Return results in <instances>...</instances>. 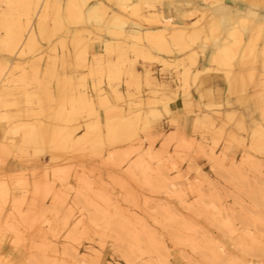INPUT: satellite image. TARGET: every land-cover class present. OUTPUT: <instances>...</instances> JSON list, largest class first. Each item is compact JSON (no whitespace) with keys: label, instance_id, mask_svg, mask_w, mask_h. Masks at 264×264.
<instances>
[{"label":"rangeland","instance_id":"rangeland-1","mask_svg":"<svg viewBox=\"0 0 264 264\" xmlns=\"http://www.w3.org/2000/svg\"><path fill=\"white\" fill-rule=\"evenodd\" d=\"M151 1L154 5L155 2H162V0ZM232 1L235 6L224 0L215 1L213 5L215 8L227 5V9L236 14H239L241 10H250L259 19H264V13H259L255 8L258 5L264 7V0ZM238 1L246 2L248 5L242 8L237 4ZM54 2L59 1L55 0ZM0 6V11L12 8H9L8 4L2 0H0ZM199 7L203 9V4ZM43 8L44 5L39 9L44 12L46 7ZM152 9L155 10L156 5ZM119 10L122 9L119 7ZM13 11L15 12L11 18L17 20L24 18L22 7ZM122 11L124 14L129 13L132 17L144 21L140 11L137 13L140 17L130 8L127 12ZM154 13L158 15L156 11ZM184 15L197 17L192 20L195 21L201 18V11L195 10L192 13L185 11ZM36 19V17L33 18V25L36 24L38 20ZM207 19L208 17L205 16L201 23H207ZM66 20L65 27L51 40H41L42 43L46 42L50 46L52 41L66 30L63 33L66 42L56 41L49 47V56L45 66L44 55L39 54L45 49L42 43L31 54L21 55L19 52L17 56L8 59L5 58V46L0 43V80L2 79L0 82V124L5 125L3 128L4 135L0 140V167L4 165L6 158L17 154L21 159L33 158L37 161L44 155H49L50 161L55 163L51 178L49 177L50 168L46 167L43 168V175L35 180V182L37 180L45 181L47 192L42 194H36L34 187L31 189L30 184L25 185L22 182L23 179L28 180L27 176L0 177V181H4L10 188L6 201L3 202L0 196V249L7 240L10 247L26 250L29 253L28 264H264V151L257 152L251 147L252 145L250 146L253 127L247 128L244 122L246 130L242 129L240 127V115H233L229 118L227 116L229 111H227L225 114L226 121L223 123L224 128H215L217 119L214 127H207L205 124H198L194 121V136L190 138L179 133L183 126L175 119L169 122L170 129L163 128L158 132L155 124L163 119V113L155 118L156 121L153 125L150 124L148 127L144 125V122H140L138 133L143 138L141 145L143 149L151 148L152 156L150 159L146 158V153L142 152L145 155L146 163L139 166L135 171L136 175L133 176L125 170V167H121V164L124 166L127 163L128 158L135 160L139 156V153L136 154L137 152L132 155L128 154L129 140L113 143L105 141L102 148L89 147L91 149L75 151L68 148L64 151L54 150L55 147L52 146L58 139L60 140L61 135H58V138L54 135L53 141L51 139L54 138L53 134L51 133V136L47 134L42 138L40 137L38 142H34L22 133L15 132V125L17 124L36 125L45 121L53 126L50 127L52 130H55L53 129L54 126L59 127L55 130L56 132L62 130L64 126H81L76 131L77 133H73V137H77V134L85 129L87 122L100 120V115L99 111L92 114L90 110H85L76 114V117L71 121L58 119V110L62 106L72 108L73 104H77L76 101L73 103L68 98L70 94L84 90L89 97H91L90 94H94L92 98L95 99L97 108L100 107L99 94H97L100 89L94 84L97 79L102 76V88H106L105 84H109L110 87L108 86V88L112 91L111 85L117 88L119 86L118 89L121 90L120 86L124 82L123 79L132 78L129 70L136 63L132 61L135 58L137 61L141 57H137V53L133 51L136 57L131 59L129 49L126 46L123 50L116 47L113 51L106 50L110 56L117 51V60H110L108 65L121 67L123 75L115 82L109 83L105 75L106 69L109 67L103 65V74L91 73L90 71L88 75H84L82 79L76 82V86L72 77L74 82L70 79L66 83L65 90L67 93L64 95L67 99H64L59 105L57 100L53 99V85L56 83L57 87V80L61 78L57 72L58 59L55 61L56 74L54 78L52 76L49 79H44L43 71L54 64L55 59L52 56L57 53L58 46L67 52L73 48L69 40L70 26L80 24L74 22L76 19L72 20L67 17ZM47 21L53 24L50 18ZM187 23L184 22L183 24ZM114 24L120 26L118 23ZM52 26L54 27V25ZM255 31L256 29L253 27L245 31L242 34L243 43L246 36L249 34V38H251ZM6 33V28L0 24V39L5 37ZM86 34L89 36V32ZM239 34L228 36L227 40L231 41L230 45L236 42ZM91 35L89 36V43L93 42V33ZM142 35L140 42L143 44L146 41L150 45L145 34ZM133 39L134 41L137 40ZM263 41L264 38L258 40L257 46L260 47ZM196 43L202 44L201 39H197ZM150 46L158 50L153 47L154 45ZM171 48L174 51L177 50V46L171 45ZM187 51V49L182 50L181 56L186 55ZM73 52L75 54V51ZM261 62H263L262 58L257 62H254L252 58L235 60L234 68L246 72V82L249 84L247 92L249 93H258L255 91L261 90L262 84L264 88V74L258 72V66ZM127 63L129 66H126ZM248 65H255V68L244 70ZM81 66L90 69L87 64H81ZM175 68L177 71L180 69L179 67ZM7 69H9L8 72ZM251 71L255 72L256 77H258L256 86H253L249 79ZM88 76L94 80L91 91L87 85ZM10 79H14V81L10 82ZM138 79L140 85H133L134 100L145 99L154 95L146 80L144 78ZM144 89L146 90L144 91ZM48 91L52 93L51 98ZM57 92L59 95L58 87ZM102 92L105 93L104 90ZM161 93L167 92L159 87L157 96H162ZM259 93H264V89ZM110 94L113 103L121 102L120 104H123L127 110L129 107L138 109L133 104L130 105V94H125L121 100H117L113 92ZM230 94L237 97L236 94L231 92ZM4 95L5 97H2ZM208 97L210 98V96ZM212 97L213 95L211 99ZM258 100L252 98L239 101L237 98L236 104L243 107L247 106L249 110L248 105L252 103L253 114L254 112H261L264 119L262 110L258 108V104H255ZM6 101L9 103L8 105ZM159 105H162L164 109L163 104L158 103L157 106ZM23 107H26L25 111H22ZM53 107H56V110H53ZM100 108L106 109L105 106ZM208 108L215 111L214 108L219 109L220 107L211 106ZM50 109L55 112H53L55 116ZM141 109L145 115V111L149 108L143 104ZM167 114L169 115V113ZM222 116L223 113L218 119L221 120ZM151 118L153 117L151 116ZM234 122H236L235 128L226 130ZM173 128L175 131L170 132ZM103 130H105L104 127ZM232 133L239 139H232V136H229ZM240 134H244L245 137L239 136ZM45 138H50L51 141ZM233 140L239 146H245V151L240 159L233 158L231 161H226V153L229 151L230 142ZM220 145L221 150L216 152ZM109 151L115 155L114 161L110 162L115 172L110 173L107 181H101L100 185L93 176L95 169H90L88 175L76 174L75 180L78 183V188L72 196L71 192L74 189H71L68 184L64 185V183L71 179V172L76 168L73 162L76 160L84 161L89 157L102 158L104 153H109ZM196 156H204L212 161L215 172L213 179L205 177L207 181L203 179H195L192 182L186 181L187 176L183 171V165L187 162L191 163L193 157ZM82 168L84 171L85 167L82 166ZM37 172L35 171L33 174L36 175ZM57 182L61 183L58 188L56 187ZM85 198L93 202L100 211L97 208L94 209V206L86 207ZM19 200L20 202L17 203ZM95 212H98L97 215ZM78 221H80V225L75 227L74 224Z\"/></svg>","mask_w":264,"mask_h":264},{"label":"bare ground","instance_id":"bare-ground-1","mask_svg":"<svg viewBox=\"0 0 264 264\" xmlns=\"http://www.w3.org/2000/svg\"><path fill=\"white\" fill-rule=\"evenodd\" d=\"M2 1L6 2L9 6V8L12 7L9 10L0 11V24L3 25L4 28H6V30H7L5 37L0 39L1 40L0 43L3 46H5V51H6V54H5L6 57L5 58H7V59L14 57V56H17L19 54V52L21 53V55L33 53L35 50H37L39 48L38 45L42 43L41 40H43V41L44 40H51L59 31H61L65 27L64 18H63V15L61 14L62 4L60 2H54L55 0H53V1H51V0H2ZM90 1L91 0H68L66 3V10H67L66 12L68 15L67 17L69 19H72V20L76 19L74 22H76L77 24H80V25L81 24L85 25L84 23H87V22H93L94 21V22L98 23V22L104 21L106 16H107V13H108L107 5L104 2H102V0L98 1V2H94L92 4H90ZM115 1H116L117 5L122 10H124L126 12L129 10V8L132 9V11L135 14H137L140 11V15H141L142 19L146 23H148L149 25L150 24L156 25V24H160V23L162 24L161 26H158L156 28H154V26H152L151 28H147L145 33H141L139 31H137L134 34H130L128 32V30H126V26L130 22V19L126 14H124V12L122 10H117V11L114 10L112 12V14L109 16V18H107L109 20L108 22L116 23V24L118 23L120 25V26H117L118 32L116 33V35H119L121 37H129V34H130V36L132 38L137 39L136 41L133 42V46H131L132 50L137 53V57H141L144 61H149V60L150 61H152V60H159L160 61V59L166 61L167 58L165 56H163V53H166L167 56L170 54L171 55L177 54V56H175V58L173 60V62H174L173 65H174V67H179L180 69H181V67H183L182 73L178 74V75H180L182 88L186 91H189V89H190V85H191L190 79H191L192 75L194 78L193 79L194 82H196L197 79H199V77H201V75H200L201 72L205 71L207 73V72L212 71V69L214 68V67H212V64L218 65V67H225L226 66L228 69L227 74H226V80L228 83L229 92H231L232 94H236L239 101H241V100L246 101V100H250L252 98H257V100L259 99L258 101L255 102V104H258V108H260V110H262V112H263L262 115H264V93H259V92L263 91V89H264L262 86L263 84L261 85V87H262L261 90L255 91L258 93L253 94V93L247 92V88H248L249 84L246 82V72L242 71V70H237L234 68L236 65L235 60L252 58V60L254 62H257L260 60V58H262V61L264 62V41L260 45V47L257 46L258 40H260L261 38H264V19H259V17L257 15H255L250 10H241V12L239 14H236L232 10L227 9V7H228L227 5H224L221 8H217V7L215 8L213 4L215 1H219V0H202L203 1V3H202L203 9L196 6L193 8V10H186L187 13H192L195 10L201 11V18L199 20H195V21L189 22L187 24H177L170 17L167 18V17H165V15H156L154 13L155 10L152 9L155 7V5L153 4V2L151 0H141V1L140 0H137V1H134V0H115ZM41 5L42 6L44 5V8L46 7L44 12H43V10L41 11L39 9L42 7ZM20 7H22V9H23L24 18L22 20L20 18H19V20H17L16 18H11V15H13V13L15 12L13 10H17ZM145 9L148 10V12H149L148 15L144 14L143 11ZM205 9H206V11H205ZM42 12H43V14H42ZM137 16H139V14H137ZM205 16L208 17V19H207V23L203 24V23H201V20ZM34 17H36L38 19V20L36 19L37 21H36L35 25H33V21H34L33 18ZM48 18H50V20L52 21L53 24H51L47 21ZM175 24H177V25H175ZM52 25H54V27ZM77 26H79V25H77ZM251 27L256 29V31L254 33H252L251 38H249L248 40H245V42L243 43L242 34L245 31L251 29ZM129 29H130V27H129ZM86 32H89V36H92L91 35L92 33H90L91 31L88 30L87 28H76L72 34L71 39H69V40L71 41V44L73 46L72 49H74L73 51H75L76 57L80 60V62L82 64L88 65V56H87L88 51L87 50H88V46H89V36H88V34H86ZM142 34H145V37H146L147 41L150 43V45H152V46L154 45L153 47H156L159 50L158 54L154 53L151 50L146 49V45H144L140 42L142 39V36H143ZM235 34H239V38L236 40V42L233 45H230L231 41L229 42L227 40V38H228V36H234ZM197 39H201V41H202V44H200L199 47H200L203 54H205L206 50L210 49V53L208 55V61H209L210 65L204 66L203 68H198L194 72L193 68L197 66L198 57H199V50L195 49L196 48L195 46L198 45V43H196ZM59 42H62V43L66 42V38L64 35L59 39ZM105 44H106V50H108V51H113L115 47L120 49V50L125 49V43L122 40H117L116 43L111 41V40H107L105 42ZM171 45L177 46V50L174 51L171 48ZM184 49L188 50L187 54L185 56H181L182 55L181 51ZM206 53H208V52H206ZM54 55L55 56H52L53 59H55L54 64H52L51 67H49V68H45V71H43V73L45 74L44 79H49L52 76H53V78L55 77L54 76L56 74L55 73L56 72L55 61L57 60V56H56L57 53H54ZM172 57H170V59ZM135 60H136V58H135ZM135 60H133L132 62L133 63L136 62ZM166 64L171 65V67H172V64H170V63H166ZM39 66H41V65H39ZM35 67H37V66H35ZM88 67H90L91 73H96V74H98V73L103 74L104 73V67H103L101 59L96 61V64H94V65H91V66L88 65ZM108 67L109 68L106 69L105 75H106L107 81H109V83H111L112 81L115 82L116 80H118L120 78L121 75H123L121 67L118 68V66H109V65H108ZM149 68H150V66H149ZM9 69H7V72ZM129 71H130L129 73L131 74L133 79L132 78H129V79L126 78L125 80L123 79L127 89H125L123 87H122V89H125L128 92H130V93L126 92V93L130 94V96H131L130 105L133 104L135 107L138 108L137 110L133 109V107H129V109L127 110L126 108H124L125 106H123V104L119 105L118 103H113L110 95L107 93V90L105 88L104 89L102 88L103 87L102 86L103 81H102V76H101V78L97 79V82L94 84L96 85V87L98 89H100L99 90L100 92L97 93V94H99L98 95V101L100 103V107L101 106L106 107L105 115H104L105 116L104 122H101V120H99V119H96L95 122H93V121L87 122L85 124V129H83L82 132L78 133L77 137H73V133H77L76 131H78L81 126H72V125L71 126H64L62 128V130H60L59 132H56L55 130L58 129L59 127L54 126L53 129H55V130H52L50 128L52 125H50L49 123H47L45 121L39 122L36 125H34V124H30V125L19 124L18 125L17 124V125H15L16 126L15 132L16 133L17 132L22 133L25 137H29L34 142H38L39 139H41L44 135H47V134L48 135L50 134L49 136H51L53 134V137H54V135H56L57 136L56 138L59 137L58 135H61L60 140L58 139L59 140L58 141L56 139L57 141L55 142L54 145H52L55 147V149L53 147H52V149L64 150V151L67 150L68 148H71V150H73V151L87 149V148L91 149L89 147H94V148L100 147V148H102L103 145H105V141H108L109 143H113V142H118V141L124 142V141L129 140L130 144H129V147L127 149L128 154L132 155L133 153L137 152L136 154L139 153L138 154L139 156L135 160H131V158L129 160V158H128V160H126L127 163L124 166L121 164V167L122 168L125 167V170L127 172H129L130 174H132V176L136 175L135 174L136 169L139 166L144 165L146 163L145 162L146 158L150 159L152 156V149L151 148L143 149V147L141 145L143 142V138L138 133L139 124H140V122H144V125L146 127H148L150 124L153 125L155 123V121H156L155 118L159 117L163 113L158 108V106H157L158 103H161L164 105V109H165L166 113L172 114L173 110H172L170 104L172 102L176 101L174 99V96H176V94L179 93L178 92L179 89H177L178 91L173 92L174 95L168 92L169 94L168 93H163V94L161 93L162 96L159 97V96H157V92H159L158 86L164 87L166 84L165 82H160L159 85L158 84L155 85L158 87L157 88V87H154L152 85V82H154V77L150 74V72L149 73L147 72L146 76L142 77L141 74L134 68V66L130 67ZM193 72H194V74H193ZM177 73H175V75ZM206 73H205V75H206ZM5 74H6V72H5ZM138 78H144L146 80L147 84L150 85V89H152V93H154V95H151L148 98L146 97L145 99L139 98L138 100H134L135 92H133V89H134L133 85H135V84L137 86L140 85ZM257 78L258 77H256V73L251 71V73L249 75V79H250L253 86L257 85V83H256ZM70 79H71V81H73L72 74H71V76L63 74V75H61V78H59L57 80V87H58L59 95L56 96L55 94H53V99L55 101L57 100L59 105H60V103H62L64 101V99L65 100L67 99L64 94L67 93L66 92L67 90H65L66 85H67L66 83L69 82ZM1 81H2V79L0 80V82ZM11 81H14V79L13 80L10 79V82ZM206 82H207V79H206ZM120 83H121V81H120ZM84 85H86V84H84ZM108 86H109V84H108ZM118 88H119V86H118ZM118 88L111 85L112 92H113V94H115L116 99L121 100L123 98V96L125 95V93L123 94V92L121 90H119ZM7 89L9 90V88H7ZM103 90L105 92L104 94L102 92ZM172 90H173V88H172ZM210 90L212 91V89H210ZM210 90H207V91H209V96L211 98L212 92ZM216 93H218V92H216ZM48 94H49V97L51 98L52 93H49V91H48ZM128 94H126V95H128ZM207 94H208V92H207ZM90 96L91 97H89V95L88 96L86 95L85 90L83 92H72V94H70V97H68V96L67 97L70 98L73 103L76 101L77 104L76 105L73 104L72 108L62 106L60 108V110H58V116L59 117H57V118L58 119L62 118V120H65V121H68V120L71 121V119H74V117H76V114H80L82 111H85V110H90L92 114L98 113V109L96 108L95 99L92 98L94 96V94H90ZM2 97H5V95ZM206 97H208V95ZM260 100H261V102H259ZM6 104L8 105L9 103L7 102ZM55 104H56V102H55ZM143 104L144 105L146 104L147 107L149 108L147 111H145L146 112L145 115H143V111H141L142 110L141 107ZM231 104L232 103L230 102L229 106H231ZM207 106L208 107L218 106L221 108L222 105L215 103V101L211 99V101L209 102V104ZM220 108L219 109L218 108L217 109L212 108L213 110H215L214 114H211L210 112H206V111L199 112L196 114V116H194L193 120L195 122H197L198 124H202V125L205 124V125H207V127L208 126L214 127L215 121H216L215 117L216 116L219 117L223 113ZM53 110H56V107L55 108L53 107ZM50 111L52 112L51 109H50ZM30 112H32V111H30ZM53 112H52V114H53ZM27 113H28V111H27ZM66 114H67V116H66ZM53 115H51V116L54 118L55 115L54 116ZM233 115H239V114L236 112L235 109L229 110V113H227V116L230 118V117H233ZM151 116L153 118H151ZM240 120H241L240 127L242 129L246 130V128L244 127V122H245L244 116L241 114H240ZM36 121H34V122H36ZM20 123H22V122H20ZM14 127H13V129H14ZM103 127L105 128V130H103ZM143 127H142V130H143ZM215 128H217V127H215ZM212 129H214V128H212ZM229 136L230 137L232 136V139H234V140L236 138H238V136H236L234 133H232V135H229ZM46 137H48V136H46ZM45 139H50V138H45ZM51 139L53 140V139H55V137L51 138ZM51 139H50V141H51ZM50 141H47V142L49 143ZM250 142H251L250 146L252 145L251 147L254 148L257 152H263L264 151V125L261 122L257 121V119L254 120L253 133L251 134V141ZM94 148H92V149H94ZM96 150H98V149H96ZM212 151H214V150H212ZM142 152L146 153V158H145V155L142 154ZM250 156H252V155H250ZM114 157H115L114 153L112 151H109V153L107 154V159L109 161L113 162ZM22 182L25 185L27 183L29 184L28 180H26V179H23ZM33 187H34V191L36 194H42L44 192H47L46 191L47 186H46L45 181H43V180H37L36 182H34ZM9 191H10V188L7 186V184L4 181H0V196H1V199L3 202L6 201V198L8 196ZM23 199H21V200H23ZM86 200L87 199L85 198V202H86L85 206L86 207H93L94 206L95 207L94 209L97 208V206L93 202L88 201V200L86 201ZM19 202H20V200L17 201V203H19ZM97 213H96V215H97ZM79 222L80 221L76 222L74 224V226L75 227L79 226L80 225ZM149 251L152 252V250H150V249H149ZM76 255H77V253H76Z\"/></svg>","mask_w":264,"mask_h":264},{"label":"crops","instance_id":"crops-1","mask_svg":"<svg viewBox=\"0 0 264 264\" xmlns=\"http://www.w3.org/2000/svg\"><path fill=\"white\" fill-rule=\"evenodd\" d=\"M58 1L62 4L61 14L64 17V22L66 25V23H67V20H66V18H67L66 17L67 16V14H66V3L68 0H58ZM98 1H101V0H93V1L91 0L90 4H92L94 2H98ZM134 1H137V0H134ZM155 1H157V0H155ZM224 1L227 3H231L235 6V4L233 3L232 0H224ZM102 2H104L108 8V13H107L105 20L102 22H98V23L93 21V22H87L85 25H79V26L72 25V26H70L71 35H70L69 39H71L72 34L76 28H87L88 30H90L93 33V37H92L93 42L89 43V46H88V65H90V66L94 65V64H96V61L101 59L103 65L107 67L110 60L116 61L117 57H118L117 51H115L112 54V56L107 54L106 44H105V42L107 40H111L115 43L117 40H122L125 43V46L128 47V49H129V57L130 58L132 57L131 59H133L136 57V55L133 54V50H132L131 46H133L134 39L131 38L130 34H134L137 31H139L141 33H145L147 28H151L152 26H154V28H156L158 26H161L162 24L160 23V24H156V25L155 24L149 25L148 23H146V22H144V21H142L136 17H132L129 13H125L130 19V22L126 26V30H128V32L130 34H129V37H121L119 35H116V33L118 32L117 26L114 23L108 22L109 20L107 19V18H109V16L112 14V12L114 10H116V11L119 10V7H118L116 1L115 0H102ZM201 4H202L201 0H162L161 3L155 2V5H156L155 11L157 12L158 15H165V17H167V18L170 17L171 19H173L174 22H176L178 24H183L184 22H188V23L192 22L193 19L197 18V17H186L184 15V12L186 10L193 9L196 6L199 7ZM237 4L239 6H241L242 8L246 7V5H248V3L243 2V1H238ZM255 8L258 10L259 13L260 12L264 13V7L262 5L255 6ZM143 12L146 15L149 14L147 9H145ZM197 12H199V11H197ZM129 27H130V29H129ZM64 32H66V30H64L63 33ZM63 33H60L58 35V37H56L52 41L51 45H53L56 41L59 42V39L63 36ZM249 37H250V35L248 34L246 36V40H248ZM42 44L45 47V49L42 52H40L39 54L44 55V66H45L46 62L48 60V56H49L48 55L49 47L51 45L48 46L46 42H43ZM143 44L146 45V49L151 50L156 54L159 52L158 50L151 48V46L146 41ZM199 45H200V43L195 46L196 47L195 49L199 50V57H198L197 66L193 68L194 72L198 68H203L204 66L210 65L209 61H208V55L210 53V49L205 51V54H206L205 55L202 53ZM206 52H208V53H206ZM56 56L58 59V63H57L58 74H60V75L66 74V75H70V76L72 74V77L75 81V86H76V82L79 79H82L84 75H88L90 73L89 68L85 69L81 66L82 63L76 57V55L73 53L72 49H70V52H67L66 50H63L60 46H58V51H57ZM163 56H165L167 58L166 61L162 60V59H160V61L159 60L144 61L142 58H138L135 65H134L135 69L141 74L142 77H145L146 73L150 72V74L154 77V82H152V85L154 87H157L155 85H157L159 82H165L166 84L164 87L158 86L162 90H164L165 92H167V93L169 92V93L173 94V92L178 91L177 89H179V91H178L179 93H177L176 96H174V99L176 101H174L170 104V106L174 112L173 114L168 115L167 113H165L162 105L158 106V108L163 112V119L159 120L155 124V127H156L158 132H160V130L163 128H169L170 129L169 122L172 119H175V120H178L180 125L182 124V126H183V128H181L179 130V133L186 135L187 138L193 137L194 136V130H193V127H194L193 118H194V116H196L197 113L202 112V111L203 112L206 111V112H210V113L214 114V111L210 110L207 106L209 104V102L211 101V98L206 97L207 95L209 96V91H207V90H210V89H212V91L210 90L212 92V95H213L212 100H214L215 103H217V104H221L222 105L221 111H223V116H222L221 120H219L217 116L215 117L217 119L216 127L224 128L223 123L226 121L225 114L227 111H229L231 109H235L239 115L241 114L244 116V121H245V125L247 128L253 127L254 126V120H256V119H257V121L264 124V119L261 116V112H254V114H253L252 103L248 105L249 110H248L247 106L243 107V106L236 104L237 97L232 96L229 92V87H228V83L226 80V74H227L228 69L226 67H218V65L212 64V67H214L212 69V71L207 72V73L205 71L201 72V74H200L201 77H199L200 80L197 79L196 82H194V80H193L194 78L192 75V77L190 79V83H191L190 89H189V91H186L182 88L180 75H178V74L182 73L183 67H181V69H179V71H177L174 66L171 67V66L166 64V63H170L173 65L174 64L173 60H174L175 56H177V54H172V55L170 54L167 56L166 53H163ZM183 56H185V54ZM170 57H172V58L170 59ZM148 65L150 66V68ZM127 66H129V63H127ZM253 68H255V65H248L247 67L244 68V70L253 69ZM194 72H193V74H194ZM204 72L206 73V75ZM258 72L260 74H264L263 62H261L260 65L258 66ZM175 73H177V74L175 75ZM205 78L207 79V82H206ZM93 81L94 80H92L91 77H89V76L87 77V85L89 86L90 91H91ZM105 86H106L105 89L107 90V93L109 95H111L110 93L112 91L108 88L107 84H105ZM122 87L126 89L125 82L122 83V85L120 86V89L123 93L126 94L127 90L122 89ZM172 88H173V90H172ZM53 90H54V94L57 96L58 92H57L56 83L53 85ZM145 90L146 89H144V91ZM207 92H208V94H207ZM216 92H218V93H216ZM230 102L233 103V105L231 104V106H229ZM118 104L122 105L120 103H118ZM97 108H98L99 115L101 118L100 120H101V122H104V120H105V116H104L105 115V108H100L99 106ZM25 109H26V107H23L22 111H25ZM235 123L236 122H234L231 126L226 128V130H229L231 128L234 129ZM4 126L5 125H3V123L0 124V140L3 138V135H4V131H3ZM174 131H175V128L170 130V132H174ZM239 136L245 137L244 134L243 135L240 134ZM197 138L199 139V137H197ZM209 145H211V142H209ZM221 145L219 146V148L217 149L216 152H219L221 150ZM244 151H245V146H239L234 141L230 142V149L226 153V161H231L233 158H237V160L240 159L242 154L244 153ZM30 153L32 155V151ZM107 154H108V152H105L104 153L105 156L103 155L102 158L89 157V158H86L84 161L76 160L73 162V164L75 165L76 168H74V170L71 172V179L68 182L64 183V185L68 184L71 187V189H74L71 192L72 196H74V193H75L76 189L78 188V183L75 180L76 174L82 175L84 173L85 175H88V171L90 169H95L93 176H94L95 181H97L98 185H100L101 181H107V178H108L110 173L115 172L114 167L112 166V164H110L111 161H108V159H107ZM212 165H213L212 161H210L208 158H206L204 156L193 157L191 163L187 162V163H184V165H183L184 166L183 171L186 173V176H187L186 180L190 181V182H192L195 179H197V180L203 179V180L207 181V179L205 177H210L213 179L215 177V172H214ZM82 166L85 167L84 171H83ZM46 167L50 168L49 177L51 178L52 177V168L55 167V163H52L50 161L49 155H44L43 157H41L39 159V161H37L33 158H30L28 160L21 159L20 156H18V154L12 155V156L6 158L4 165H2L0 167V177L8 178L11 176H16V175L17 176L18 175L27 176L28 182H29L30 187L32 189L36 178L39 179V177H41L43 175V172H44L43 168H46ZM189 167H191V168H189ZM35 171H38L36 173V175L33 174V172H35ZM60 184H61L60 182H57L56 187L57 188L60 187ZM5 242L6 243H4L3 247H1V249H0V264H28L29 253L26 250H23L21 248L10 247V244L8 243V241L5 240Z\"/></svg>","mask_w":264,"mask_h":264}]
</instances>
